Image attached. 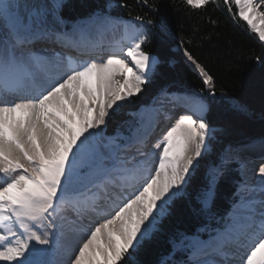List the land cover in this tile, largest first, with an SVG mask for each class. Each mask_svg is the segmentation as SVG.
I'll list each match as a JSON object with an SVG mask.
<instances>
[{
    "label": "snow or ice",
    "instance_id": "1",
    "mask_svg": "<svg viewBox=\"0 0 264 264\" xmlns=\"http://www.w3.org/2000/svg\"><path fill=\"white\" fill-rule=\"evenodd\" d=\"M182 2L201 15L222 3L264 42V0ZM144 4L158 19L123 20L110 5L72 15L70 0H0V264H132L163 231L177 199L204 223L169 238L171 264H264V156L253 170L258 179L237 187L227 218L208 223L218 188L239 159L238 151L224 149L198 180L217 131L208 113L213 103L248 109L225 93L218 97L214 76L183 42L177 47L205 94L161 88L182 111L154 150L156 108L126 136L106 135L132 98L163 75L169 57L167 50H145L153 29H169L158 6ZM253 59L264 64V57Z\"/></svg>",
    "mask_w": 264,
    "mask_h": 264
},
{
    "label": "trees",
    "instance_id": "2",
    "mask_svg": "<svg viewBox=\"0 0 264 264\" xmlns=\"http://www.w3.org/2000/svg\"><path fill=\"white\" fill-rule=\"evenodd\" d=\"M70 3L74 5L72 15H83L110 5L113 15L123 20H132L136 15L158 19L156 12L146 6L144 0H70ZM120 3H126L128 7L121 8L118 6ZM149 3L158 6L169 29L168 35L153 29L155 35L145 45V50L153 55L158 56L162 50L168 51L164 73L146 86L145 91L132 98L134 102L128 104L107 126L106 135L112 136L119 131L126 136L128 126L146 116L148 106L155 101L161 88H166L169 94L178 91L205 94L198 74L185 63L177 47L183 42L214 76L218 97L220 93H225L248 109L247 114H242L227 105H211L207 119L217 131L210 145V154L203 158L198 169L199 180L224 149L264 139V64L253 59L254 56L264 57V48L257 36L247 30L244 21L238 24L230 18L222 3L219 8L207 6L202 15L188 12L182 0H149ZM239 169L237 163L230 165L226 179L218 188L215 220L208 222L213 227L219 225L222 218H227L232 209L236 189L241 183ZM203 223V218L196 216L185 200L177 199L163 222V231L132 257V264H171L169 238L177 232L193 233ZM201 238L206 239L207 233L201 231Z\"/></svg>",
    "mask_w": 264,
    "mask_h": 264
},
{
    "label": "bare ground",
    "instance_id": "3",
    "mask_svg": "<svg viewBox=\"0 0 264 264\" xmlns=\"http://www.w3.org/2000/svg\"><path fill=\"white\" fill-rule=\"evenodd\" d=\"M258 11H264V3H261L259 5ZM258 22V21H257ZM109 39H111V37H109ZM105 48L108 46V42L105 41L104 43ZM119 78V77H118ZM166 108V107H165ZM164 108V109H165ZM176 110H182L179 108L174 107L171 103H169L167 109L164 110V112L162 111L161 113H159L156 121L154 122L152 131H151V135H150V139L153 138H157L156 136L159 134L160 129L162 128V126L167 122L168 119L165 118V116H172V114L176 111ZM159 140V139H158ZM156 140L155 142L149 144V148L150 150H154L152 149V146L158 141ZM250 150H253V154H247V153H239V155H241L240 157L242 158L241 160H244V162H246L247 160L250 161L251 163V168H253V166L256 164L257 161H260L261 157L264 156V146H260V145H253L251 146ZM243 149L239 150L238 152H242ZM255 152V153H254ZM257 168V165L255 166ZM248 168V167H247ZM246 169V166H245ZM249 172H251V169H248ZM253 175V174H252ZM251 174H246L245 172L243 173L242 176V181H247V182H252L254 179V176H252ZM258 179V177H257ZM238 187H242V184H240ZM242 190V189H241ZM232 210V209H231ZM231 212V211H230Z\"/></svg>",
    "mask_w": 264,
    "mask_h": 264
},
{
    "label": "rangeland",
    "instance_id": "4",
    "mask_svg": "<svg viewBox=\"0 0 264 264\" xmlns=\"http://www.w3.org/2000/svg\"><path fill=\"white\" fill-rule=\"evenodd\" d=\"M246 23V22H245ZM257 38H258V36H257ZM261 43H264V42H261ZM168 105H169V102H168V99L165 97V96H163V95H160V96H158L157 98H156V100L150 105V106H148V110H147V112L145 113L146 114V116H144L143 118H144V120H145V122H147L148 121V117H149V115H150V110L151 109H153V108H156V109H159L160 111H159V113H161L162 111L164 112V110L165 109H167V107H168ZM166 107V108H165ZM165 108V109H164ZM159 113L155 116V118H154V120L152 121V128H153V125H154V122L156 121V119H157V117H158V115H159ZM262 143H264V139H256V140H253V141H251L250 143H248V144H245V145H241V146H239V147H237L236 148V151H239V150H241V149H243L242 150V152H239V153H247V154H253V150H250V149H253V148H250V147H246V146H253V145H260V146H262ZM152 145V144H151ZM255 153V152H254ZM241 155H239V159H238V161L236 162L238 165H239V167H240V172H239V174H240V178H241V180H242V173H243V166H242V162H243V160H241L242 158L240 157ZM260 162V161H259ZM242 182V181H241ZM241 189H242V187H240ZM241 191H243V189L241 190Z\"/></svg>",
    "mask_w": 264,
    "mask_h": 264
}]
</instances>
